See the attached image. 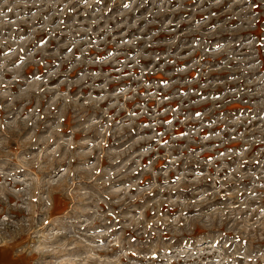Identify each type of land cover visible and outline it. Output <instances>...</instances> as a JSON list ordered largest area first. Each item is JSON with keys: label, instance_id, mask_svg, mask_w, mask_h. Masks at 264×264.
Here are the masks:
<instances>
[{"label": "rangeland", "instance_id": "obj_1", "mask_svg": "<svg viewBox=\"0 0 264 264\" xmlns=\"http://www.w3.org/2000/svg\"><path fill=\"white\" fill-rule=\"evenodd\" d=\"M0 253L264 264V0H0Z\"/></svg>", "mask_w": 264, "mask_h": 264}, {"label": "crops", "instance_id": "obj_2", "mask_svg": "<svg viewBox=\"0 0 264 264\" xmlns=\"http://www.w3.org/2000/svg\"><path fill=\"white\" fill-rule=\"evenodd\" d=\"M2 259H6L8 262H10L11 264H17L16 262V258H14V260H12V256L11 254L8 253H0V264L2 263Z\"/></svg>", "mask_w": 264, "mask_h": 264}]
</instances>
